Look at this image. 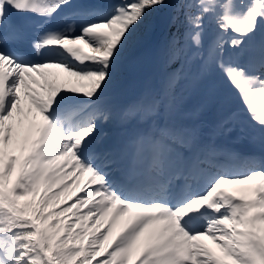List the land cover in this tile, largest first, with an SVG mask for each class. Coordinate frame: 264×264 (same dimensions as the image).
<instances>
[{
  "label": "snow or ice",
  "instance_id": "1",
  "mask_svg": "<svg viewBox=\"0 0 264 264\" xmlns=\"http://www.w3.org/2000/svg\"><path fill=\"white\" fill-rule=\"evenodd\" d=\"M164 6L0 0V44L23 40L18 14L58 22L35 36L31 52L0 47V264H264V167L208 179L182 165L184 153L199 147L195 132L157 120L171 110L167 94L183 67L169 75L164 99L117 117L151 122L148 131L119 149L98 133V123L112 119L100 100L124 50ZM181 7L185 42H170L167 60H198L200 79L219 68L264 131V40L247 66L226 52L264 31V0H183ZM206 17L215 35L205 47ZM33 53L45 58L30 59ZM61 73L75 86L58 83ZM225 184L246 187L235 195Z\"/></svg>",
  "mask_w": 264,
  "mask_h": 264
},
{
  "label": "rangeland",
  "instance_id": "2",
  "mask_svg": "<svg viewBox=\"0 0 264 264\" xmlns=\"http://www.w3.org/2000/svg\"><path fill=\"white\" fill-rule=\"evenodd\" d=\"M245 2H247V0H245ZM165 6H166V2H165ZM161 9H163V7L159 8L157 10L160 11ZM151 18L149 17L148 21L146 22L148 25L147 32L145 34L141 35V37H139V36L143 32L142 28H140L136 32L133 40L128 45V47L124 50L123 55L121 57V62L125 61V63L127 65H129L130 61H137V60L145 58L146 56H150L155 50L158 49L159 44L154 39V37H152L153 25H152V19ZM263 32L264 31H258L257 34L263 33ZM231 35H233V34L228 33V36H231ZM259 36L260 37L257 38L258 40H256V42H254V44H250L248 42V45L252 46L249 50L250 53H248L250 55V57L247 56V54H245V57H242L243 61L246 60L247 62H249L251 59V56L253 57V55H251L253 53V51L254 52L258 51V46H259L260 42L262 40H264V34H261ZM141 39H144L145 42L141 43L140 42ZM253 39H255V38H253ZM249 41H252V39ZM136 45H138V46L136 47ZM243 45H241L239 47L241 52L247 51L246 50L247 48H243ZM248 45H246V46H248ZM133 47H135V50L133 49ZM236 50L237 49L226 48V52L232 53V56H231L232 61L234 63L238 64L240 62V60H239V56H238ZM84 52L89 53V49L85 46H84ZM126 60H127V62H126ZM122 70H124V73L121 72ZM61 77H62V79L67 78L65 74H63ZM146 79H147L146 77L131 78L128 75L127 69H125L124 66L121 64L120 70L114 76V79L111 83V86L108 89H106L105 93L103 94V96L100 100V102H102V103H100L101 108L104 110H108L112 114V119L108 120L107 122H104V125H103V128H104L103 132L104 133L101 136L103 137L104 140H107L108 138L112 139L117 127L120 125V120L117 118L118 113L121 110L124 111V110L131 107L130 105L128 106V105L123 104V102L129 103L131 101V104L134 102L132 104V106H134L137 103L142 102L144 100H148V99H152V98L162 99L160 94L158 93V91L155 89V83H154L153 79H151V78H150L151 80L148 79L149 81L147 83H146V81H147ZM81 83L86 85L88 82L82 81ZM226 83L229 84L228 82H226ZM228 86H230V88H228L229 90L226 93V96H225L226 98L224 99V102L221 103V105L226 108V111L228 114L230 113L229 114L230 117L227 118V120L230 121V123H228V125H227V128L228 129L231 128L232 129L231 131L233 133H237V134H233L232 140H235L237 138L236 135H238V134L241 138L247 137V135H248V136H250V137H248V141L250 143H255L254 135L248 134V132L245 130V128H249V126H245L242 123H239L240 122L239 117H245L243 119H246L248 116L247 111L243 108V102L241 100V97H240L239 93L236 91V89H234L230 84ZM136 90L140 93L139 99L132 97L134 91H136ZM37 91H39V89H37ZM83 91H87V88L81 89L80 93L82 94ZM124 91H127L128 94L130 93L129 95L132 94L130 100H128L127 102L124 101V99L122 102V98L120 96V93H123ZM173 116L177 117L179 121L191 120L193 118H196V116H193L191 114H189V116H182V115L176 113V115H175V114H173V112L171 110L169 111L167 109H162L158 119L160 117H165V118L169 117V119H170ZM128 122H135V123L139 124L140 126H148V128L150 126V123L146 124L145 122H142L140 120H138V122L129 120ZM184 123H186V122H184ZM237 123H239V124H237ZM237 129H238V131H237ZM21 131H23V130H21ZM226 134H228V133H226ZM105 135H109V137H106ZM17 139L21 140L19 137H17ZM252 140H253V142H252ZM242 148H244V146H242ZM14 154L19 155V151H16ZM81 183H82V181H81ZM240 186H242L243 189L246 187L245 185L244 186L240 185ZM117 230H118V228H117ZM205 243H207L208 246L211 247L214 251H217L215 249V246L210 241H205Z\"/></svg>",
  "mask_w": 264,
  "mask_h": 264
},
{
  "label": "trees",
  "instance_id": "3",
  "mask_svg": "<svg viewBox=\"0 0 264 264\" xmlns=\"http://www.w3.org/2000/svg\"><path fill=\"white\" fill-rule=\"evenodd\" d=\"M166 1V0H165ZM183 0L174 4L173 17L170 26L166 33L157 36L161 48L162 63L159 71L154 77L156 87H160L161 94L165 98L167 92V81L169 75L180 67H183L184 72L182 77L175 85L174 91L167 94V102L178 105H187L192 109L199 108V112L203 116L212 120L220 111L217 106L224 96V92L228 89L227 80L222 72L217 71V67L213 66L203 79H200V64L198 60H189L187 63H173L167 60V51L170 42L179 41L181 45L185 42L186 22L185 9L181 7ZM195 11V9H188ZM143 31L144 26L141 27ZM146 29V28H145ZM215 32L214 26L209 22V19L204 21V41L205 47L210 36ZM156 88V89H157Z\"/></svg>",
  "mask_w": 264,
  "mask_h": 264
},
{
  "label": "bare ground",
  "instance_id": "4",
  "mask_svg": "<svg viewBox=\"0 0 264 264\" xmlns=\"http://www.w3.org/2000/svg\"><path fill=\"white\" fill-rule=\"evenodd\" d=\"M89 1H96V0H89ZM175 1L176 0H168V3H172V2H175ZM111 3H112V0H104V2H99V4H111ZM261 34H264V32L263 33L256 34L255 39H252V41H249V40L245 41L244 42V45L248 44V42L250 44H254V42H256V40H258L257 38H259L260 37L259 35H261ZM247 56L250 57L249 54H247ZM251 58H252V56H251ZM158 60H159L158 59V54H157V52H154L150 56H146L143 59H140V60H137V61H130L129 62V65H127L125 63V61H123L122 64L127 69L128 75L131 78H138V77L139 78H143V77H146L148 79L150 77V75L153 73V71L156 69L157 64H158ZM126 62H127V60H126ZM242 62L246 66L249 63L246 60L245 61L242 60ZM33 75H35V74H33ZM62 75H63V73H61L60 80L58 81V83L62 84L64 87H72V86H74L73 84H67V83H65V81L68 78L62 79V77H61ZM37 79H39V77H37ZM32 87L33 88H36L37 86L36 85H32ZM129 94H128L127 91H124L123 93H120V96H121L122 100L124 99V101L127 102L128 100H130L131 95H132V94L131 95H129ZM139 95H140V93L136 90V91H134L132 97H135L136 99H139L140 98ZM22 106L25 107V109H26L28 107L27 101H23V99H22ZM243 108L246 110L244 104H243ZM119 113H121V112H119ZM249 119H250V117H249ZM237 124H239V123H237ZM179 125H180V128L193 130L195 133H199V137H201L202 141L198 145L199 146L198 148H202V146H203V144L205 142H206V145L209 146V145H212V144H214L216 142H219V143H221V142L227 143V142H233L234 141V140L230 139L227 136H225V138H224V136H220V135H218L217 133H214V132H208V133H206V129L204 127H201L203 125H200V124H198L195 121L186 122V123L179 122ZM26 127H27V122L25 123V128ZM97 127H98V133L100 134L103 129L100 128L99 123H98ZM148 129H149L148 126H140L139 124H137L135 122L122 123L119 126V128H118V130H117V132L115 134V139L112 140V141H109V142H107L105 144L108 145L109 147H113V148H117V149L123 148V147H125V146H123V143H124L125 140H127V142H130V140L133 137H135L138 133L146 132V131H148ZM237 131H238V129H237ZM249 131H252L253 132V135L255 133L257 135V143H254V144H250L249 143V144L251 145V147L256 148L258 150V152L261 154L262 158L264 159V131H262L258 126L257 127H255V126L250 127L249 128ZM24 134H25L24 130L23 131H20V134H19L18 137L21 139V141L23 139ZM215 137L218 138V141L215 140ZM222 138H224V140H221ZM236 139H240V138L237 137ZM235 142H238V141H235ZM252 142H253V140H252ZM244 144L247 145L248 142H246V141L243 140L242 146H244ZM226 148L228 150L234 151V148L235 147L232 144H228V145H226ZM241 150H244V148H241ZM184 156H185V159L183 161L185 163H187L189 167H193V164H194V155H193V153L192 152L184 153ZM234 157L235 156H232L231 157V160L234 159ZM84 179H87V177H84ZM200 187H203V183L200 184ZM222 187L225 188L227 191L232 192V193H234L235 191H239V194L238 193H234L235 195L242 194V191L241 190L243 188L240 185L225 184V185H222Z\"/></svg>",
  "mask_w": 264,
  "mask_h": 264
},
{
  "label": "water",
  "instance_id": "5",
  "mask_svg": "<svg viewBox=\"0 0 264 264\" xmlns=\"http://www.w3.org/2000/svg\"><path fill=\"white\" fill-rule=\"evenodd\" d=\"M172 9L173 4H168L163 10L154 16V30L156 32L163 33L168 29L172 18Z\"/></svg>",
  "mask_w": 264,
  "mask_h": 264
}]
</instances>
